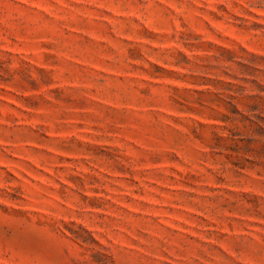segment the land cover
<instances>
[{
	"label": "rangeland",
	"instance_id": "374dc122",
	"mask_svg": "<svg viewBox=\"0 0 264 264\" xmlns=\"http://www.w3.org/2000/svg\"><path fill=\"white\" fill-rule=\"evenodd\" d=\"M0 264H264V0H0Z\"/></svg>",
	"mask_w": 264,
	"mask_h": 264
}]
</instances>
